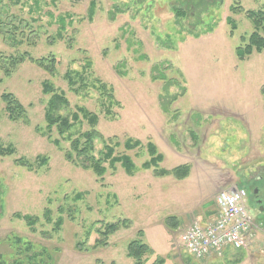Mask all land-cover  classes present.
Returning a JSON list of instances; mask_svg holds the SVG:
<instances>
[{"label":"rangeland","instance_id":"rangeland-1","mask_svg":"<svg viewBox=\"0 0 264 264\" xmlns=\"http://www.w3.org/2000/svg\"><path fill=\"white\" fill-rule=\"evenodd\" d=\"M249 10L264 0H0V149L13 148L0 154V264H134L135 238L153 250L142 264H264L258 210L248 249L198 260L177 247L190 219H215L217 192L264 177V49L236 53L254 31ZM45 83L68 99L56 113L73 123L64 134L48 126ZM9 93L20 119L9 117ZM85 112L99 117L91 156L113 147L132 174L106 159L100 177L71 150L92 130ZM150 143L159 169L189 164V176L144 169Z\"/></svg>","mask_w":264,"mask_h":264},{"label":"trees","instance_id":"trees-1","mask_svg":"<svg viewBox=\"0 0 264 264\" xmlns=\"http://www.w3.org/2000/svg\"><path fill=\"white\" fill-rule=\"evenodd\" d=\"M184 14L186 12L179 10L178 14ZM247 18L251 20L253 24V33L250 35L249 42L246 44V46H239L236 49L237 56L239 60H246V57L251 56L253 53H262L264 49V11H256V10H249L247 13ZM229 22L232 24L233 30L236 28V23L232 21V19L229 20ZM242 41L246 42L245 37H242ZM24 57L21 58V61H24ZM15 62V61H14ZM45 92L53 93L52 98L49 102L48 110L46 112V119L48 121V126L51 128L53 125H57L58 130L61 134H64L68 129L73 125L71 122V118L68 117H62L61 115H57L56 113L61 110L63 107H66L68 104V99L65 97L63 93H58L54 90V88L50 85L45 83ZM264 93V90H263ZM2 98L7 102V109L9 110V117L11 119L17 120L20 119L23 114L25 113V109H23L22 103L11 93L9 94H3ZM85 117L89 118L90 123L92 124V130H89L87 132L82 133L78 138L72 140L71 150H73L75 153H77L78 156L81 157V155H85L91 160V163H84V166L86 168H90L94 170V173H96L98 176L103 177L106 171V167H104L103 162L106 159H110V163L112 166L116 164V162L120 161L123 166L126 168L127 173L132 174L136 170V166L134 162H132V159L127 156L126 154L123 155H116L114 154V148L113 147H107V150L105 151L104 158L103 159H95V157L91 156L90 149L94 145L95 138L101 137L100 133L94 129V126L97 124L99 117L95 113L85 112ZM73 118L75 120L79 119L78 114H74ZM74 122V121H73ZM141 144V141H134L133 139H129L127 143L128 148H135ZM13 148H2L0 149V154L6 155L10 154ZM150 155L151 159L146 162L143 165L144 169H151L154 167V173H156L157 176H165V175H177L179 178L184 179L187 178V176L190 173V165L186 164L180 167H176L173 170L168 169H159V164L163 162V154H159L158 150L156 149L155 145L153 143H150L149 145ZM69 158L71 157V153H69ZM46 161V158H44L41 162L44 163ZM23 164H26L27 166H30V164H27L26 162H23ZM33 166L31 165V169ZM22 217V215H19ZM23 218L28 219V223L34 224L35 219L29 215L24 216ZM167 222H169V225L173 228H176L179 226L178 219L170 216L167 218ZM127 221H119L117 223H111L107 225V230L104 232L105 237H108L109 235L115 233L119 230L120 227H127ZM153 253V250L151 247L147 244L142 242L140 239H132L128 243V252L127 255L129 257L134 259V264H142L145 255ZM159 263L163 264L164 259L161 257H158ZM15 264H21V261H16Z\"/></svg>","mask_w":264,"mask_h":264},{"label":"built area","instance_id":"built-area-1","mask_svg":"<svg viewBox=\"0 0 264 264\" xmlns=\"http://www.w3.org/2000/svg\"><path fill=\"white\" fill-rule=\"evenodd\" d=\"M247 199V190L237 185L219 191L216 218L208 222L194 219L180 234L177 247L198 260L220 256L227 247L248 249L253 244L255 222Z\"/></svg>","mask_w":264,"mask_h":264},{"label":"flooded vegetation","instance_id":"flooded-vegetation-1","mask_svg":"<svg viewBox=\"0 0 264 264\" xmlns=\"http://www.w3.org/2000/svg\"><path fill=\"white\" fill-rule=\"evenodd\" d=\"M253 188L249 190V209L258 210L264 213V177L261 175L253 179Z\"/></svg>","mask_w":264,"mask_h":264},{"label":"crops","instance_id":"crops-1","mask_svg":"<svg viewBox=\"0 0 264 264\" xmlns=\"http://www.w3.org/2000/svg\"><path fill=\"white\" fill-rule=\"evenodd\" d=\"M190 173H191V171H190ZM189 173V174H190ZM189 176V175H188ZM187 176V177H188ZM248 185V184H247ZM248 204H249V202H248ZM216 215H217V207H216ZM216 215H215V218H216ZM171 216H173V217H175V218H177L178 219V222H179V226L182 224V222H183V220L181 221V219L179 218V217H176V216H174V215H171ZM204 216H205V219H208V218H210V216H208L207 215V213H205L204 212ZM194 219H201L202 221H206L205 219H203V217H201V216H198V217H193L192 219H190L189 221H188V223H190V222H192ZM212 220H214V219H212ZM211 220V221H212ZM208 221H210V220H208ZM258 223H257V221L255 222V225H257ZM189 225V224H188ZM170 226V225H169ZM178 226V227H179ZM142 241V240H141ZM143 242V241H142ZM250 247H252V245L250 246ZM249 247V248H250ZM152 249V248H151ZM236 250H238V249H236ZM236 250L235 249H233L232 247H227V248H225L223 251V253L220 255V256H225V255H228L230 252H233V253H235L236 252ZM243 250V249H242Z\"/></svg>","mask_w":264,"mask_h":264}]
</instances>
